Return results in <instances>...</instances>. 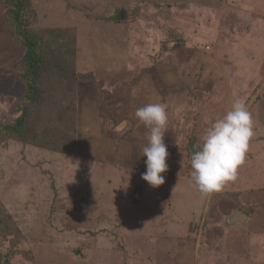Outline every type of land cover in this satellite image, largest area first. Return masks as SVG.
<instances>
[{"label":"rangeland","instance_id":"1","mask_svg":"<svg viewBox=\"0 0 264 264\" xmlns=\"http://www.w3.org/2000/svg\"><path fill=\"white\" fill-rule=\"evenodd\" d=\"M12 1L0 0V264H264V0H30L57 54L33 105ZM237 98L254 121L246 161L203 196L189 147ZM152 102L168 112L158 188L142 179L135 116ZM25 112L22 140L5 126ZM238 210L249 219L232 225ZM131 223L150 234L127 236Z\"/></svg>","mask_w":264,"mask_h":264},{"label":"clouds","instance_id":"2","mask_svg":"<svg viewBox=\"0 0 264 264\" xmlns=\"http://www.w3.org/2000/svg\"><path fill=\"white\" fill-rule=\"evenodd\" d=\"M135 116L148 129L147 144L142 148L147 157L142 179L158 188L165 184L163 174L169 170L168 145L164 142L167 108L163 103L152 102L137 108ZM254 135L252 114L242 98L235 99L230 109L205 129L202 143L194 146L190 158L191 179L203 196L220 192L237 180Z\"/></svg>","mask_w":264,"mask_h":264},{"label":"trees","instance_id":"3","mask_svg":"<svg viewBox=\"0 0 264 264\" xmlns=\"http://www.w3.org/2000/svg\"><path fill=\"white\" fill-rule=\"evenodd\" d=\"M9 10L12 25V39L17 40L26 48L22 65L24 69L23 80L28 85L26 93V102L33 105L39 96L37 89V80L40 75L48 72L51 65L56 62L57 54L42 43L40 36H36L30 26L31 18H37V12L32 9L30 0H14ZM30 23V24H29ZM60 70L61 68L57 66ZM56 70V65L53 68ZM57 71V70H56ZM61 71V70H60ZM5 129L14 135H18L21 139H27L33 136L29 124L27 122L26 112L22 113L12 125L5 126ZM27 130L26 133L24 130ZM3 132V131H2Z\"/></svg>","mask_w":264,"mask_h":264},{"label":"crops","instance_id":"4","mask_svg":"<svg viewBox=\"0 0 264 264\" xmlns=\"http://www.w3.org/2000/svg\"><path fill=\"white\" fill-rule=\"evenodd\" d=\"M238 211H240V210H238ZM242 212H244V211H242ZM244 213H246V212H244ZM136 215H137V214H135V218H136ZM247 215H248V214H247ZM137 217H138V216H137ZM132 220H133V219H132ZM109 221L112 222V220H109ZM132 222H134V221H132ZM235 224L243 225V224L238 223V222L235 223ZM129 225H130V226H129ZM129 225H128V227H127V230H128V231H126V233H128L127 236H129V234H138L139 237H145V235H144L145 232H142V231H141V232H133L134 229L131 228L132 223L129 224ZM129 228H130V229H129ZM134 231H135V230H134ZM173 233H174V234L171 235V236H170V235H169V236H165L164 239H166V238L168 237L167 239H169L170 241H172V240H179L180 236L183 237V233H181V234H177V233H175V230L173 231ZM145 234H146V235H149L150 233L146 232ZM120 235H121L120 232H118V236H116L115 239H118V240H119V236H120ZM120 238H122V237L120 236ZM121 240H123V238H122ZM119 241H120V240H119ZM162 255H163V254H162Z\"/></svg>","mask_w":264,"mask_h":264},{"label":"water","instance_id":"5","mask_svg":"<svg viewBox=\"0 0 264 264\" xmlns=\"http://www.w3.org/2000/svg\"><path fill=\"white\" fill-rule=\"evenodd\" d=\"M123 126H125V124L123 123L122 125H121V127L119 128L120 130H121V128H123ZM194 146H195V144L194 145H191L189 148H190V151H191V155H192V152H193V150H194ZM248 219H249V216L246 214V213H244V212H242V211H236L229 219H228V222L230 223V224H235V223H241V224H246V222L248 221Z\"/></svg>","mask_w":264,"mask_h":264}]
</instances>
